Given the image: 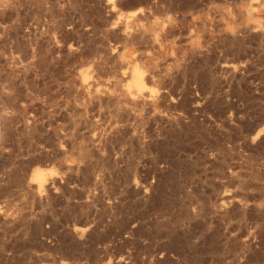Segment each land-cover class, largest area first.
Instances as JSON below:
<instances>
[{
	"label": "rangeland",
	"instance_id": "rangeland-1",
	"mask_svg": "<svg viewBox=\"0 0 264 264\" xmlns=\"http://www.w3.org/2000/svg\"><path fill=\"white\" fill-rule=\"evenodd\" d=\"M0 264H264V0H0Z\"/></svg>",
	"mask_w": 264,
	"mask_h": 264
},
{
	"label": "bare ground",
	"instance_id": "bare-ground-1",
	"mask_svg": "<svg viewBox=\"0 0 264 264\" xmlns=\"http://www.w3.org/2000/svg\"><path fill=\"white\" fill-rule=\"evenodd\" d=\"M134 82H136L137 84H140L141 82H142V78H143V76L140 74V72L139 71H137V70H135L134 72ZM142 76V77H141ZM87 81V80H86ZM133 84V83H132ZM136 86V85H135ZM141 87V86H140ZM139 87V88H140ZM137 88V87H136ZM41 171H43V169H40ZM36 171V176L39 178V180H41L40 179V177L42 178L43 177V175H44V173H43V175H42V172L41 171ZM35 175V174H34ZM36 176H35V178H36ZM39 184H40V182H39Z\"/></svg>",
	"mask_w": 264,
	"mask_h": 264
}]
</instances>
